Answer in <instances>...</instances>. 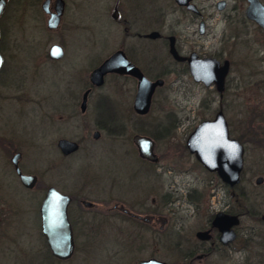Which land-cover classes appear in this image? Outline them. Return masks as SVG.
<instances>
[{"label":"flooded vegetation","instance_id":"1","mask_svg":"<svg viewBox=\"0 0 264 264\" xmlns=\"http://www.w3.org/2000/svg\"><path fill=\"white\" fill-rule=\"evenodd\" d=\"M44 1L42 0L40 9H36L39 12L41 10L45 15L46 28L49 31H56L63 25L68 2L63 0V4H59L57 0H48L44 4ZM256 1L261 6L252 4L251 0H189V4L194 6V9H190L187 4L180 5L176 0H109L108 15L111 21L119 27L120 39L114 50L108 51L104 59L101 58V61L99 60L93 65L87 78L83 77V80L81 79L82 82H80L79 89H77L78 83L69 82V86L66 88L71 87L74 89L73 93H70L63 100L65 107L60 105L54 110L53 117L56 121V133L60 135L64 123L75 122L78 118H88L87 112L91 106L93 96H96V90L104 86L108 77L128 79L135 83L131 108L132 117L135 119L134 128L142 122H147L145 119L150 112L152 99L147 113L141 114L134 109L133 104L137 91V80L134 77L124 73L108 72L104 76V83L100 86L95 85L91 80L92 71L117 51H122L125 58L150 81L163 80V84L157 86L155 91L165 85L163 76L171 74H189L191 76L189 59L192 57L197 59L214 58L220 62V66H223L227 61V73L223 83L220 86L215 83L207 86H215L219 96V105L216 113L219 110L224 113L223 109L226 105L224 92L227 89L234 63L229 59L230 52L237 45L245 42L251 50L255 60L254 63L257 64L258 62L262 65L256 71L257 75L262 74V77L251 79L253 80L251 83L257 88L259 86L264 87V26H260L253 19L247 17L246 13L249 8L253 15L263 18L264 21V12L262 10L264 0ZM58 8L62 10L58 24L54 28H50L48 26L49 20ZM17 9L14 8L13 10ZM211 19L215 20L212 24L209 23ZM84 29L87 31V42L93 41L88 26L87 28L84 27ZM214 37L218 38L216 42H205L206 39ZM64 41L63 37L59 43H53L49 46L50 48L52 45L57 44L63 49L62 56L53 59L48 54V48L46 57L51 62H60L65 58ZM1 54L3 56L2 52ZM2 69L3 66L0 69V73ZM152 74L154 78H149L148 75ZM78 93L80 94L79 98ZM103 97L105 96L101 95L94 101L96 115L94 117L95 123H92V138L98 140L102 132H108L114 137H123L127 131L126 121L122 115L119 117L120 123L124 128L122 134L115 135L109 131L111 125L107 116L104 115V107L111 103L112 98L108 95H106V99ZM0 98L4 99V101H22L1 91ZM114 102L119 103L120 100ZM114 102L112 100V103ZM116 103L114 104L117 106ZM254 112L255 110L252 109L251 114H249L247 129L251 136L262 133L261 130H255ZM172 122V128L175 129L177 120ZM147 123L157 125V123L150 121ZM135 134L148 136L154 141V153L158 156V161H150L140 157L138 149L133 142ZM87 138V131L80 136V139H72L60 135L52 144V150L47 149L45 144L41 143L40 148L42 151L38 156L36 166L35 158L27 159L26 151L17 140L18 137L0 132L1 159L5 160L7 165L6 168H0V264H68L75 258L78 250V228L86 230V234H95L100 232V225L107 229L110 225L116 224V234L119 236V238L117 237L118 241L123 239L121 237L122 234L129 239L134 234H138L141 237V241L135 246V250L138 252L135 257L141 254L143 250L147 252L140 256L134 264H137L140 260L160 259L157 257L155 250L158 241L162 238L166 241L167 248L171 253L175 257L177 256L173 264H226L222 262L224 259H228L226 262L229 264H264V221L262 219L264 211L261 212L260 209L253 205L254 201L253 199L250 200L249 196L248 201L244 203L242 196L239 195L238 188L242 186L238 187V185L242 183L243 169L240 182L234 186H230L220 180L229 192L230 204H228L230 206L217 212L236 216L238 219V223L231 227L234 232L233 239L224 243L221 239L222 232L213 225L217 212L211 213L206 219V223L194 230V232L187 233L184 227L167 226L168 217L162 213V210L163 206L165 207L174 201L172 190L164 192L157 201L155 198H151L148 204L150 190L141 191V196L136 199L122 196L121 192H117L116 189L119 187H115L114 182L117 181L115 172H103L100 175L102 177V185H99L97 181H93L90 175L82 172L87 167L77 164L75 159L76 154L81 150L84 143L89 141ZM131 139L138 157L147 162L144 168H138L139 173L135 171L128 175L129 180L135 178L141 186L142 173L150 180L157 179L159 176L152 169L160 167V157L155 151L156 138L150 134L137 131V133L132 135ZM236 139L238 140V138ZM61 140L76 142L78 147L75 150L63 151V148L59 145ZM242 144L244 146V143ZM185 148L187 150L186 141ZM188 153L191 154L189 151ZM191 155L194 156L193 154ZM29 160L33 161L31 166H28ZM75 169L78 170L75 173L76 177L74 180L72 179L70 187L66 188L65 186L67 185H62L63 182L67 181L65 176L72 174ZM21 175L30 176L33 179L24 182ZM169 177H172L171 173ZM50 188L69 197L67 215L71 225L74 248L72 254L67 258L58 257L53 253L43 231L42 206ZM193 192H196L194 188L187 193L186 199L195 207H199L200 203L190 200L191 197H194ZM110 201L112 205L107 207L106 210L103 209L102 206ZM158 201L159 203L162 201L161 207L158 206ZM122 207L126 211L122 210ZM244 216L248 217L252 223L255 220L260 226L255 227V225L250 224V226L242 227L240 224ZM141 217L148 219L144 221ZM134 221L140 224L136 227L130 226L127 230L122 228L128 222ZM89 224H92V226ZM204 232L205 234L201 235ZM213 256L217 258L211 261ZM166 262L172 264L168 261Z\"/></svg>","mask_w":264,"mask_h":264},{"label":"rangeland","instance_id":"2","mask_svg":"<svg viewBox=\"0 0 264 264\" xmlns=\"http://www.w3.org/2000/svg\"><path fill=\"white\" fill-rule=\"evenodd\" d=\"M41 2L42 0H12L0 20L2 36L0 48L2 47L1 52L5 57L0 73V91L22 100L15 102L0 98V132L18 137L17 140L26 151L27 159L35 158L37 166L36 161L42 151L41 143L52 150L51 146L58 136L80 139L87 131L89 141L84 143L75 156L77 164L87 167L85 171H81L90 175L99 185L103 184L100 176L103 172H115L117 174L115 187H119L116 189L117 192H121L122 196L136 199L141 196V191L150 190L148 204L151 198L157 201L164 192L172 190L174 201L163 206L162 213L168 217L167 226L184 227L187 233L203 226L211 213L228 208L229 192L222 186L223 183H220L218 176L206 171L200 164L199 166L194 156L185 148L188 135L200 122L213 118L219 105L215 86L205 87L196 83L189 74L163 76L165 85L155 91L150 112L145 119L147 122L164 124L171 120L166 113L172 112L177 120L176 127L172 129V134L168 138L156 139L155 151L160 157V167L151 168L159 174L157 179L150 180L142 173L140 186L135 178L129 180L128 177L132 172L137 173L139 167L144 168L147 165L146 161L138 157L131 139L132 135L137 133L133 125L135 119L131 113L135 92V83L132 80L108 77L104 86L96 90V96H93L87 112L88 118H78L75 122L64 123L60 135L56 133L54 110L60 105L65 107L63 100L73 93L74 89L66 88L69 82L78 83L79 89L82 78H87L93 65L101 58L104 59L108 51L116 48L120 34L119 27L108 15L109 0H67L68 7L63 25L56 31H49L46 28L45 15L38 10ZM14 8L18 9L13 10ZM214 21L211 19L209 23L212 24ZM87 26L93 41L86 40L87 31L84 27ZM63 37L66 56L60 62H51L46 57L47 50L51 44L59 43ZM216 40L218 38L214 37L206 39L205 42ZM229 59L234 63L224 92L226 103L224 115L230 136L238 138L243 134L245 153L241 186L250 200H254L253 205L263 212L264 87L257 88L251 83L253 78L262 77V74L256 73L262 65L254 63V57L245 42L230 52ZM148 77L154 78V75ZM101 95L110 96L113 102L120 100L121 103H114L117 104L120 116L122 115L126 121L127 131L123 137H114L108 132H102L98 140L92 138V123H95L96 115L94 101ZM252 109L255 110L253 115L255 130L262 131L261 134L254 136L247 132ZM149 124L151 126L145 123L140 126L154 130L152 128L154 124ZM28 162V166L33 163L32 160ZM6 167V162L1 159L0 154V168ZM76 172L78 170L75 169L72 174L66 175L67 181L65 180L62 185L70 187ZM170 173L172 177H169ZM258 176L263 177V182L259 185L255 183ZM192 188L196 190L193 192L194 196L201 194L199 207H195L186 199ZM111 205L110 201L102 208L106 210ZM158 206H162V201L160 203L158 201ZM138 224L140 223L136 221L128 222L122 228L127 230L130 226L136 227ZM250 224L260 226L255 220L252 223L248 217H242L240 224L242 227ZM116 225H110L107 229L100 225V232L95 234H86V230L78 228V250L75 258L68 264H131V262L134 264L147 252L143 250L135 257L138 253L135 246L141 241V237L134 234L129 239L122 234L123 239L118 241ZM155 253L160 259L172 264L177 258L167 248L164 238L158 241ZM233 256L236 257L234 254ZM216 258L213 256L211 261ZM227 260L224 259L222 262L229 264Z\"/></svg>","mask_w":264,"mask_h":264},{"label":"water","instance_id":"3","mask_svg":"<svg viewBox=\"0 0 264 264\" xmlns=\"http://www.w3.org/2000/svg\"><path fill=\"white\" fill-rule=\"evenodd\" d=\"M48 0L44 1V4ZM63 4V0H57ZM180 5H186L194 9L189 0H176ZM8 0H0V18L2 17ZM251 3L260 5L258 1L251 0ZM43 4V5H44ZM261 6V5H260ZM264 12V7H262ZM62 10L57 9L52 14L48 26L54 28L59 21ZM247 17L253 19L260 26H264L263 18L252 14L251 9L246 11ZM1 38V30H0ZM56 50L58 53L54 54ZM48 54L51 58L56 59L62 56L63 49L60 45L54 44ZM190 74L195 82H200L204 86L215 83L217 86L223 83L227 73V61L223 66L214 58H190ZM4 64L3 56L0 52V69ZM108 72L118 74H127L137 80V91L134 100V109L141 114L147 113L151 105V99L157 86L163 84L162 79L150 81L136 67H134L124 56L122 51H117L110 58L103 61L91 73L92 82L100 86L104 83V76ZM133 142L138 149L140 157L150 161H158V156L154 153V141L145 135L135 134ZM63 151L75 150L78 145L76 142L66 140L59 141ZM187 150L194 155V158L210 172H215L223 183L230 186L238 184L241 179L243 169L244 146L236 138L230 137L229 128L222 110H219L213 119H206L199 123L188 136L186 140ZM24 182L33 179L30 176L21 175ZM262 177H258L256 183L262 182ZM69 197L50 188L42 206L43 212V231L47 237L48 243L53 253L61 258L69 257L74 248L71 225L67 215V205ZM122 210L126 211L123 207ZM144 221L148 218L141 217ZM264 221V214L262 215ZM238 223L236 216L227 215L223 212H217L213 220V225L218 227L222 232V242L227 243L233 239L234 232L231 229ZM205 234L201 233V235ZM137 264H168L166 261L151 258L140 260Z\"/></svg>","mask_w":264,"mask_h":264},{"label":"trees","instance_id":"4","mask_svg":"<svg viewBox=\"0 0 264 264\" xmlns=\"http://www.w3.org/2000/svg\"><path fill=\"white\" fill-rule=\"evenodd\" d=\"M8 1L11 2L12 0H8ZM103 98L106 99L107 97L105 96ZM110 102L111 103H109L106 107H104V114L109 119V123L111 125V129H109V131L115 135H118L120 133L122 134L124 132V128H123L122 124L120 123V119H119V117H121L120 116L121 113L118 111V107L114 103H112V100ZM166 115L172 121L175 120V117H174L172 112H167ZM171 120L167 123H164V125H162V123L161 124L159 123L157 125H153L152 128L154 130H150V129L148 130L147 128L141 127L140 125L143 123L150 125L147 122H142L140 125L136 126L135 130H137L138 132L150 134L156 139H160V138L165 139V138H168L172 134L173 122ZM238 140L242 143L244 142L243 141V134L238 136ZM220 183L222 184V182H220ZM239 186H241V185H238V187ZM224 187H225V185H224ZM241 188H242V190H241ZM241 188L240 187L238 188L239 189L238 193L240 196H242L243 202L246 203L248 201L249 195L246 194V191L243 187H241ZM200 196H201V194L199 193L197 196L191 197L190 200H195V202L199 203L200 202Z\"/></svg>","mask_w":264,"mask_h":264},{"label":"snow or ice","instance_id":"5","mask_svg":"<svg viewBox=\"0 0 264 264\" xmlns=\"http://www.w3.org/2000/svg\"><path fill=\"white\" fill-rule=\"evenodd\" d=\"M59 52V50H56V52H54V54H56V53H58Z\"/></svg>","mask_w":264,"mask_h":264}]
</instances>
